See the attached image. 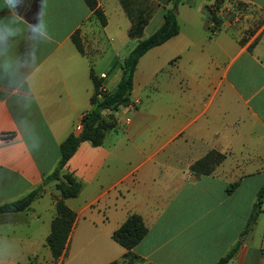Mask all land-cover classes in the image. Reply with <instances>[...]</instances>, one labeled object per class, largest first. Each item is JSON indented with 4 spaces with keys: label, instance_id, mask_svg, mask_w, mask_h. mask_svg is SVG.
I'll use <instances>...</instances> for the list:
<instances>
[{
    "label": "crops",
    "instance_id": "0c3cea01",
    "mask_svg": "<svg viewBox=\"0 0 264 264\" xmlns=\"http://www.w3.org/2000/svg\"><path fill=\"white\" fill-rule=\"evenodd\" d=\"M96 1L104 25L84 0L17 4L20 26L44 23L51 39L39 38L32 69L0 73V204L39 187L29 207L0 213V264H118L125 249L112 233L132 213L146 226L131 248L143 264H217L230 250L224 264H264V195L246 229L264 190V0ZM170 6L178 32L138 58L102 143L81 141L62 168L81 188L64 199L74 220L53 258L46 237L61 195L44 178L92 108L91 74L112 90ZM10 18L0 0V21ZM31 50L23 35L12 42L14 55Z\"/></svg>",
    "mask_w": 264,
    "mask_h": 264
},
{
    "label": "trees",
    "instance_id": "16d2710c",
    "mask_svg": "<svg viewBox=\"0 0 264 264\" xmlns=\"http://www.w3.org/2000/svg\"><path fill=\"white\" fill-rule=\"evenodd\" d=\"M87 6L92 10V14L99 20L101 25H104L106 20L96 0H84ZM209 18L214 24L220 22V17L213 10L208 11ZM179 30V25L176 19V14L168 8L163 14L162 23L148 36L138 40L134 46L128 51L120 63L122 70L121 77L112 90H103L101 88L100 78L91 74L93 90L90 96L92 108L87 110L81 116V130L78 134L69 133L59 143V159L56 166L46 175L44 182L54 180L55 188L60 192L61 198L55 202V215L50 222V232L46 237V245L48 246L53 258H57L66 243L68 234L74 220V212L64 202L65 198L75 197L81 188V183L77 181L69 172H62V168L66 161L73 155L77 146L81 141H87L92 146H97L102 143L106 131L114 126L115 120L107 111L115 110L119 105L129 102V94L132 87V76L138 58L150 47L164 42L169 37L176 34ZM72 40L78 51L82 52V46L78 37V32L72 35ZM212 153L206 155L196 163L198 166L210 158ZM219 157L221 155L219 154ZM204 160V161H203ZM234 184L229 186V189ZM228 189V190H229ZM39 193V187L29 191L27 194L0 204V213L21 211L29 207L30 203ZM264 195V190L259 192V200L254 204V208L248 218L247 227H249L256 219L261 197ZM146 226L140 215L132 213L116 228L112 233V238L124 247L125 252L122 259L132 260L139 259L136 254L131 251L145 235ZM233 251L230 250L225 256L221 257L217 264H224ZM113 262L112 264H115Z\"/></svg>",
    "mask_w": 264,
    "mask_h": 264
},
{
    "label": "clouds",
    "instance_id": "9594fccd",
    "mask_svg": "<svg viewBox=\"0 0 264 264\" xmlns=\"http://www.w3.org/2000/svg\"><path fill=\"white\" fill-rule=\"evenodd\" d=\"M5 6L11 13V18L6 21H0V73H5L10 80H14L23 69H32L36 63L35 45L39 38L43 37L44 41L51 39L44 31L47 25L41 23L38 27L24 23L21 27L22 18L16 13V7L19 0H4ZM21 35L25 38V46L31 47L28 52V59H24L21 54L14 55L11 52L12 42ZM31 74V73H30ZM26 146L38 148L39 140H26Z\"/></svg>",
    "mask_w": 264,
    "mask_h": 264
},
{
    "label": "rangeland",
    "instance_id": "374dc122",
    "mask_svg": "<svg viewBox=\"0 0 264 264\" xmlns=\"http://www.w3.org/2000/svg\"><path fill=\"white\" fill-rule=\"evenodd\" d=\"M170 8L172 11H173V7H168ZM119 52V51H117ZM107 54H110V51L106 52ZM125 52H121V55H124ZM115 111V110H114ZM117 264V263H116ZM118 264H143V262L140 260V259H132V260H125V259H122Z\"/></svg>",
    "mask_w": 264,
    "mask_h": 264
},
{
    "label": "built area",
    "instance_id": "2783aa9c",
    "mask_svg": "<svg viewBox=\"0 0 264 264\" xmlns=\"http://www.w3.org/2000/svg\"><path fill=\"white\" fill-rule=\"evenodd\" d=\"M212 27H214V24L212 25ZM214 29H215V28H214ZM214 29H213V31H215ZM136 102H137V100H134V101H133V104H135Z\"/></svg>",
    "mask_w": 264,
    "mask_h": 264
},
{
    "label": "water",
    "instance_id": "95a60500",
    "mask_svg": "<svg viewBox=\"0 0 264 264\" xmlns=\"http://www.w3.org/2000/svg\"><path fill=\"white\" fill-rule=\"evenodd\" d=\"M173 12H174V10H173Z\"/></svg>",
    "mask_w": 264,
    "mask_h": 264
}]
</instances>
